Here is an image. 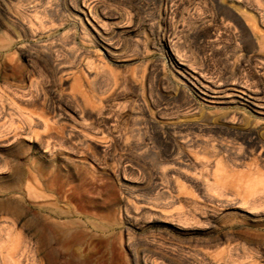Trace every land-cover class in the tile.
Returning <instances> with one entry per match:
<instances>
[{"label":"rangeland","instance_id":"obj_1","mask_svg":"<svg viewBox=\"0 0 264 264\" xmlns=\"http://www.w3.org/2000/svg\"><path fill=\"white\" fill-rule=\"evenodd\" d=\"M250 27L264 0H0V264H264V115L187 77L264 98Z\"/></svg>","mask_w":264,"mask_h":264},{"label":"bare ground","instance_id":"obj_2","mask_svg":"<svg viewBox=\"0 0 264 264\" xmlns=\"http://www.w3.org/2000/svg\"><path fill=\"white\" fill-rule=\"evenodd\" d=\"M234 1L235 0H231L232 3ZM245 18L250 19V17L247 14H245ZM248 34H249L250 39L252 38L255 42L262 44L261 42L264 39L263 36H261L256 31L251 32V27H250V31L248 32ZM187 77L190 79L193 85L198 89L199 93L204 96V100L208 101L209 103H212V104H241L247 108L252 107L255 112H257L258 114L264 115V98L261 96V94L258 91L252 90L250 87H247L246 85H243L240 82L233 81L232 83L228 82V83H222L219 85L213 84V83L208 82L203 77L202 74L196 72L193 69L187 70ZM238 118L240 119L241 117H238ZM45 124L48 125L47 123ZM257 194H258L257 189L253 187L252 195H257ZM47 245H49V243H47L46 246Z\"/></svg>","mask_w":264,"mask_h":264}]
</instances>
